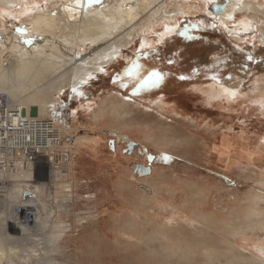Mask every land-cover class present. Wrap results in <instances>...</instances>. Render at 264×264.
<instances>
[{"label":"rangeland","instance_id":"1","mask_svg":"<svg viewBox=\"0 0 264 264\" xmlns=\"http://www.w3.org/2000/svg\"><path fill=\"white\" fill-rule=\"evenodd\" d=\"M165 1V10L172 13L167 12L152 27L147 30L144 27L142 34L140 32L150 40L149 44L140 48L141 35L136 36L134 44L125 48V55L119 61L121 65L114 63L108 68V74L91 78L77 89L67 88L59 96L68 102L66 124L71 128L63 131L62 146L58 150L65 153L66 149L69 151L75 147V151L69 156L72 167L65 156H58L61 162L69 164V176L57 186L70 181V190L63 193L62 187L46 185L41 199L57 212L52 228L61 226L66 229L57 239L59 248L54 255L64 264H258L254 260V246L264 242V42L259 40L256 25L264 26V17H261L264 0H254L259 4H256V18H253L252 10L240 9L234 17L225 20L219 13L211 12L213 0ZM217 1L218 4L225 3V0ZM17 2L14 10L0 9V31L13 28L20 32L18 20L23 15H18V9H44L52 0ZM169 15L173 18H168ZM243 21H250L251 27L244 28ZM168 27L175 30L167 32ZM140 64L146 65L141 76L134 82L127 81ZM230 72L244 76L231 98H210L206 91H202L210 84L216 87L227 84ZM165 75L174 81L170 86L192 93L190 101L196 106L189 103L186 110L188 116L198 114L199 124L194 125L195 128L189 127L193 128V133L184 130L185 127H174L171 131L176 143L169 145L171 148L156 149L149 145L147 150L140 149L138 156H133L134 151L145 148V144L140 142L132 148L129 144L122 146L121 142L126 144L131 139L125 142L120 135L121 142L115 141L111 147L110 139L118 140L117 137L111 135L107 143L106 135H99L96 131L88 135H96L99 142L90 143L88 150L84 147L87 153L80 151L78 142L88 140L80 138L87 136L86 129H98L97 126L89 127V115L93 108V111L102 109L104 103L96 106L91 102L84 110L80 109L79 102L85 99L86 102L91 96L99 102L101 90L110 87L120 88L124 93L134 91L142 84L148 88L153 79L163 81ZM178 77L200 83L175 85ZM123 83H126L124 89ZM140 97L147 98V95ZM111 104L108 114L100 116L97 122L99 129L108 128L107 123L118 128L129 122V118L122 115L125 109L119 108L120 103ZM19 109L27 118L37 116L35 107L30 108L32 117L26 115L23 106ZM74 109L78 112L71 115ZM141 112L137 116L142 117ZM147 112L151 113H147V125L155 130L154 116L159 112L156 109H147ZM207 121L213 124L211 130L205 127ZM184 122V126L188 125L186 120ZM167 123L181 124L176 119H167ZM162 125L160 123L156 128L157 132H162ZM221 135H226L227 147L226 152L217 157L204 143L218 144ZM253 136L257 137L255 143L261 146L260 150L247 149L236 143L242 157L231 158L234 142H248L250 137L254 139ZM130 137L141 140L143 132L135 130ZM164 137L172 140L167 134ZM77 160L80 161L76 164ZM139 165L151 166L152 173H163L161 180L164 181L155 192V198H149L150 189L142 180L150 177V171L140 174L136 170ZM46 170L45 161L40 160L29 176L23 172L16 174L27 179L26 182L47 183ZM126 171L132 173L126 181H134L132 186L127 185V199L113 198L111 191L115 193L116 190L111 186L110 178L114 180L116 174ZM16 174H9L13 177L5 180V188L0 194V239H3L4 250L11 248L10 263L25 264L27 261L22 256L25 255L22 251L24 242L38 235H35L36 231L31 235L14 228L17 223L12 220H20L14 218H22L23 214L15 212L12 217L10 209L14 199L12 202L8 197L4 202L2 198L11 188H17ZM3 177L8 178L0 175V179ZM108 178L106 183H101V179ZM117 188L120 194L122 190L118 185ZM206 251L208 254L205 255Z\"/></svg>","mask_w":264,"mask_h":264},{"label":"bare ground","instance_id":"2","mask_svg":"<svg viewBox=\"0 0 264 264\" xmlns=\"http://www.w3.org/2000/svg\"><path fill=\"white\" fill-rule=\"evenodd\" d=\"M17 1L0 0V9L14 10V5L18 3ZM165 2V0H52L51 5L44 9L38 7L34 10L32 8L28 10L25 7L19 8L18 15H23L18 20L20 32L14 31L13 28H5L0 31V113L4 109H6V112H13L16 108L18 109L13 115L15 116L13 118V123L16 122L15 127L7 129L6 120L4 121L5 123H0V126L5 125L3 134L6 135L4 145H0V155L2 150L5 151L9 158H12L13 154H20V159L16 163L10 161L2 165L3 162L0 159V175L8 177L10 176L9 174L23 172L29 176L33 167L37 166V162L44 160L47 168L46 173L49 176L47 183L43 181L30 183L26 182L28 180L22 178L21 175L16 174L17 188H11L12 190H9L8 194L2 197L4 202L8 200V197L12 199V202L14 199V205L10 209L12 217L15 212L23 214L22 218H14L20 220H12L17 223L14 228L31 235L32 231H36V234H34L38 235L37 238L24 242L22 251L25 255L22 256L27 261H24L26 262L25 264H64L57 261L54 255L59 248L57 239L66 232V229L61 226H56V229L52 228V221L58 217L57 212L50 204L43 202L41 197L45 187L57 186L59 181H64L69 176V164L72 167V159L69 156L70 153L74 154L75 147H72L69 151L66 149L65 153L63 151L61 153L62 156L66 157V161L69 164L61 162L59 155H54V158L51 159V151L55 150L57 154V151L59 152L58 149L62 146L63 131L71 128L66 127L63 122H59V119L55 118V116L51 124L47 125L54 130L56 128L59 133L57 139H49L47 141V146H49L47 149L48 156L35 153V150H41L39 145L43 144V142H39L35 131L33 133L27 131L24 138L28 139V142H13L15 137L9 138L7 133L11 132L13 135H18L22 132L21 126L24 125L26 127L27 124L32 126L30 122L33 121L32 118L26 117V122H24L20 118L22 111L19 108L23 106L26 109V115L32 117L30 108L35 107L37 116L36 118L34 117V121H37L40 126L45 125L46 121L37 118L51 115L53 109L60 112L58 109L61 107L59 106L61 102L58 103V99L65 89H77V87L86 85L91 78L101 74H108V68L114 63L121 65L119 61L125 55V48L134 44L136 36L142 34V29L144 27L145 30L149 29L157 21L161 20L167 12L172 13L170 12L171 10H165ZM240 2L239 0H225L224 4H218L217 0H213V3H210L211 12L214 14L219 13L221 19L225 20L226 18L234 17L237 10L249 9L254 12L253 18L257 17L258 10L256 7L259 5L257 1L243 0L241 5L238 6ZM217 6L220 9H217ZM7 14L11 13L7 12ZM169 17L171 16L169 15ZM261 17H264V12ZM243 27H251V22L243 21ZM256 27L259 32V40L264 42V26L261 24L256 25ZM173 29L174 27H168L166 31L171 32ZM147 43L149 44L150 40L141 35L140 48ZM140 63H143V61L140 60ZM145 66L138 65L135 73H130L129 75L132 78L128 77L129 79L127 78L126 80L136 81L143 73ZM230 73V76L226 79L227 84H222L219 87L210 84L209 87L202 91H206L210 98L220 96L231 98L240 82L244 81V76L240 73L236 74V72ZM135 77L136 79L134 80ZM158 81L153 79L152 85H148V88L142 84V87H139L136 91L128 93H124L120 88L116 89L115 87L101 90L99 102L93 100L94 97L91 96L86 102H84L86 99L79 102V105H81L80 109H88L91 102L95 103L96 106L99 103H104L99 111H93L95 109L93 108L89 115V117L91 116L89 118L90 123L99 122L100 116L107 115L109 107L112 106L111 102L120 103L119 108L125 109L122 115L128 118L133 117L131 115L134 113V108L149 115L151 113L147 112V109H156L159 112L154 116L156 128L159 127L160 123L165 125V127L162 125L163 134L160 135L162 132H157L156 128L153 130L147 125V144L150 141L151 145L156 149L164 146L170 147L169 145L176 143L173 140L176 137H174L171 130L178 126L181 128L185 127L184 130L192 132L193 128L190 129L189 127L199 124L198 114L191 113L192 115L188 116L186 110L189 103H192L190 101L192 93H186L183 89L170 86L174 81L169 80L166 75L163 81ZM177 82H175V85L184 82L187 84L193 83V85L200 83L198 81L183 80L181 77L177 78ZM125 84L123 83V89L126 88ZM175 91L176 94H173ZM1 94L3 95L1 96ZM141 95H147V98H141ZM152 98H154L153 101L151 100ZM194 106L196 105L194 104ZM230 106L232 105H228V107ZM74 110H72L71 115H75L78 112L77 109ZM115 115L119 116L120 114L115 113ZM184 115L187 116L184 117ZM166 118L170 120L176 119L181 124L173 125L172 123H167ZM185 120L188 125L184 126ZM19 123H21V126H19ZM205 127L211 130L213 124L207 121ZM164 132H166L167 136H172V140H165ZM120 135L123 136L125 142L130 140L127 134ZM225 136L221 135L219 141L217 139L218 144L215 142L204 144L208 145L209 150L218 157L221 152H226ZM255 137L254 139L250 137L248 142H234L231 158L242 157L241 150H238L236 143L247 149L260 150L261 146L255 143L257 140V137ZM31 144H34V147H28ZM21 145L22 147H20ZM43 151L45 152V149ZM138 152L135 150L133 156H138ZM212 153L213 157L214 154ZM54 159L59 160L55 161ZM66 165L68 167L65 169L63 166ZM59 187L63 188V193L69 192L70 181L68 184L57 186V188ZM22 193L24 194L22 203L27 202L26 204H22L20 201ZM26 213L29 215L28 218H26ZM50 227L52 228L51 230ZM27 236L29 237V235ZM2 240L0 239V264H11V248L8 247V250H4ZM254 248L256 252L255 262L264 264V242L255 244ZM206 254H208V251L205 252ZM22 256L20 257L21 259Z\"/></svg>","mask_w":264,"mask_h":264},{"label":"crops","instance_id":"3","mask_svg":"<svg viewBox=\"0 0 264 264\" xmlns=\"http://www.w3.org/2000/svg\"><path fill=\"white\" fill-rule=\"evenodd\" d=\"M137 90V89H136ZM136 90H134V91H136ZM137 113H139V111L138 112H134L131 116H133V117H131V118H129V122H128V124H125L124 125V127L123 126H121V127H116L115 125V127H112L109 123H107V126H108V128H103V129H99V127H98V125H97V122H93V123H90L89 121V124H91V125H89V127H93V128H95L96 126H97V130L96 129H92V130H89V129H86L87 130V136H84V137H80V138H83V139H87L88 138V140L87 141H85V140H83V141H79L78 143H79V149H80V151L81 152H88L87 150H88V148L91 146V144L90 143H94V144H97V142H99V138L96 136V135H94V136H89L88 134L90 133L91 135H93L94 134V132H96L97 131V133L99 134V135H106V136H104L105 138H106V142L108 143V140H109V138H110V136L111 135H114V137H117V139L118 140H114V139H110V142H111V147H113L114 146V144H115V141H119L120 139V133H124V134H127L128 135V137L131 139L128 143H126V144H124L123 142H121V141H119V143L121 142V144H122V146L123 145H127V144H129V146L132 148V147H136L137 145H139L140 144V142H142L143 144H145V148H141V147H139V148H137V151L138 150H142V151H145V150H147L148 149V146L150 145V146H152L151 145V143H150V141L148 142V144H147V114H144V113H142L141 112V114H142V117H139V115L137 116ZM135 117V118H134ZM132 120H134V121H132ZM135 122V124H133ZM138 125H137V124ZM133 125V126H132ZM139 129V130H138ZM131 130V131H130ZM140 131V132H142L143 131V137L144 138H142L141 140H138V138H137V140L135 139V138H132V137H130V134L133 132V131ZM142 130V131H141ZM120 133H119V132ZM131 132V133H130ZM69 134V133H68ZM67 134V135H68ZM90 137V138H89ZM70 140V143L72 144V141H71V137L69 138ZM114 142V143H113ZM84 147H86L87 148V150L85 151V150H83V148ZM134 154V153H133ZM80 159V158H79ZM80 161V160H79ZM78 160H77V162H76V164L79 162ZM152 164V163H151ZM149 173H150V177H148V178H144V179H142V180H144V183L146 184V188L147 189H150V198H155L156 197V194H155V192H158V190H159V188H160V186L162 185L161 183L164 181V180H161V177L163 176L162 174L163 173H161V172H158V173H152L153 172V168L150 166L149 167ZM123 172V171H122ZM131 172V171H130ZM130 172L128 173V171H126L125 173H119V174H116L115 175V177H114V180H113V178H110V180L112 181V187L113 188H115V190H116V192L115 193H113L112 191H111V194L114 196L113 198H116V199H123V200H126L127 199V194H128V190H127V185L128 186H132L134 183V181L133 182H130L129 180V182H127L126 181V179L128 178V176H131L132 175V173L130 174ZM140 174H142V172L140 173ZM78 176H80L79 178H81V177H84V175H78ZM75 177V176H74ZM76 178V177H75ZM107 180H109V178L108 179H106V180H103V179H101L100 181H101V183H106L105 181H107ZM141 180V181H142ZM135 181H138V180H135ZM147 182V183H146ZM156 183V184H155ZM159 183V184H158ZM153 184H154V186H153ZM158 184V185H157ZM117 185H118V187H120V189L122 190V188L121 187H123V190H122V192L120 193V194H118L117 193ZM126 185V186H125ZM151 185H152V187H151ZM190 186V185H189ZM174 187H176V186H174ZM73 189L74 190H76L75 189V185H73ZM106 191V190H105Z\"/></svg>","mask_w":264,"mask_h":264},{"label":"built area","instance_id":"4","mask_svg":"<svg viewBox=\"0 0 264 264\" xmlns=\"http://www.w3.org/2000/svg\"><path fill=\"white\" fill-rule=\"evenodd\" d=\"M2 95L3 94H1V96ZM4 98H6V96H4ZM60 102H61V104L59 106H61V107L58 109V111H60V112H57V110L53 109L51 111L52 114L50 116L46 117L45 119H43L44 121H46L45 125L40 126L37 121H34V117H32L33 121L30 122L32 124V126H30L29 124H27V126L25 127L24 125L21 126V123H19V126H21L20 129L22 130V132L19 133L18 135H13V133L8 132L7 133V136L9 138L10 137L11 138H14L15 137L13 139V142H18V141L28 142L29 140L24 138V136H26L27 131L28 132L31 131V133H33V131H35L36 136L39 139V142H43V144H40L39 145V147L41 148V150H39V151L38 150H35V153H37V154H44V155L48 156V150L47 149H48L49 146H47V141L49 139H52V140L57 139L59 130L57 131L56 128L54 130L51 126H49L47 124H51V122L53 120V116H55V118H58L59 119L58 120L59 122L60 121L63 122L65 124V126L67 127L66 117H67V110H68V102L65 101L64 99H59V102L58 103H60ZM17 110L18 109L16 108L15 111H13V112H10V111H7L6 112V109H4V110L1 111V113H0V123H5L4 121L6 120V127H7V129H11L12 127H15L16 126V122L13 123L14 122L13 121V118L15 117L13 115H14V113ZM20 118H22L23 121L26 122V120H25L26 116L24 115L23 112H21ZM4 127H5L4 124L0 126V137L2 139L0 141V145L1 146L4 145V139L6 138V135L3 134V128ZM12 147L15 148L14 145H12ZM20 147H22V145ZM28 147H30V148L34 147V144L28 145ZM43 149H45V152L43 151ZM61 153H62L61 150H59V152L57 154L55 153V150H52L51 151V155H52L51 159L54 158V155H61ZM0 159L3 162L2 165H5V164L9 163L10 161L13 162V163H16L20 159V154L19 153L13 154L12 158H9L8 155L5 153V151L2 150V154L0 155ZM9 178H10V176H8V178H4L3 177V178L0 179V186H1L0 188L2 189V190L0 189V194L3 192V188H5L4 187L5 180L6 179H9ZM28 216L29 215L26 213V218H28Z\"/></svg>","mask_w":264,"mask_h":264},{"label":"water","instance_id":"5","mask_svg":"<svg viewBox=\"0 0 264 264\" xmlns=\"http://www.w3.org/2000/svg\"><path fill=\"white\" fill-rule=\"evenodd\" d=\"M217 9H220V7L217 6ZM136 170L138 172H142V173H148L149 172V168L148 167H144V166H141V165L136 166Z\"/></svg>","mask_w":264,"mask_h":264}]
</instances>
